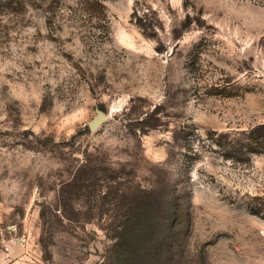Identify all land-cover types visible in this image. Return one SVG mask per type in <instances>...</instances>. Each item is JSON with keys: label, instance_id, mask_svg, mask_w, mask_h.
<instances>
[{"label": "rangeland", "instance_id": "obj_1", "mask_svg": "<svg viewBox=\"0 0 264 264\" xmlns=\"http://www.w3.org/2000/svg\"><path fill=\"white\" fill-rule=\"evenodd\" d=\"M103 3L0 0V264H264V3Z\"/></svg>", "mask_w": 264, "mask_h": 264}, {"label": "trees", "instance_id": "obj_2", "mask_svg": "<svg viewBox=\"0 0 264 264\" xmlns=\"http://www.w3.org/2000/svg\"><path fill=\"white\" fill-rule=\"evenodd\" d=\"M260 2L264 3V0H260ZM84 3H86V5H88V9H86L85 11L88 14H92L91 16H95L96 18L101 19L104 16V10H105V5L103 3V0H84ZM147 229L149 230V228L147 227ZM148 230H146V226H143L142 224H138L135 229L134 232L131 234L130 230H125L124 232V236L123 240L127 243L128 245V251L131 254L133 260H136L137 255L140 254L138 244L140 242V240L142 241L146 235L148 234ZM150 231V230H149ZM128 235L125 237V235Z\"/></svg>", "mask_w": 264, "mask_h": 264}, {"label": "water", "instance_id": "obj_3", "mask_svg": "<svg viewBox=\"0 0 264 264\" xmlns=\"http://www.w3.org/2000/svg\"><path fill=\"white\" fill-rule=\"evenodd\" d=\"M105 119V114L102 111H98L97 117H95L89 124V128L91 131H95L100 124L104 121Z\"/></svg>", "mask_w": 264, "mask_h": 264}]
</instances>
